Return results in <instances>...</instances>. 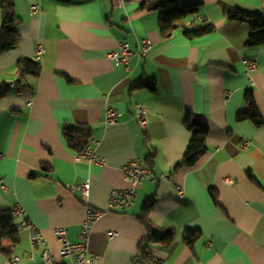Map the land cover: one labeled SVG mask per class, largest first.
<instances>
[{"label":"crops","instance_id":"1","mask_svg":"<svg viewBox=\"0 0 264 264\" xmlns=\"http://www.w3.org/2000/svg\"><path fill=\"white\" fill-rule=\"evenodd\" d=\"M147 1L115 9L110 0H14L21 41L0 57V212L21 206L65 263L55 230L66 228L68 241L79 244L87 209L106 212L111 192L129 187L124 166L154 156L153 179L141 184L134 206L95 222L88 248L99 264H141L147 232L138 218L151 199V221L175 233L169 246L151 245V255L167 264H264V126L238 119L252 90L264 120V45L247 47L250 23L229 21L223 12L228 6L264 16V0H180L200 3L199 13L180 21L168 39L158 12L143 7ZM3 16L0 0V32ZM203 25L214 32L187 37ZM143 39L153 48L130 70L108 59L119 42L136 50ZM39 45L46 51L40 61ZM24 58L40 63L41 72L23 76L18 93L9 84ZM244 60L257 70L248 74ZM139 83L153 88L134 89ZM108 106L120 113L113 127L103 123ZM137 106L148 112L145 131L134 118ZM189 114L208 126V150L194 167L174 172L191 140ZM69 125L84 129L82 140L99 142L94 149L103 166L77 162L80 150L64 135ZM86 183L88 196L71 190ZM188 230L200 232L192 247L184 242ZM3 246L21 264L42 263L44 248H32L27 230L18 244L6 239Z\"/></svg>","mask_w":264,"mask_h":264},{"label":"trees","instance_id":"2","mask_svg":"<svg viewBox=\"0 0 264 264\" xmlns=\"http://www.w3.org/2000/svg\"><path fill=\"white\" fill-rule=\"evenodd\" d=\"M60 4H69L71 0H55ZM127 2L133 0H126ZM201 4H185L180 0H148L143 7L159 14V32L164 39H168L178 29V23L188 17L195 16L199 13ZM1 8L3 10V26L0 32V57L7 51L17 47L21 41V36L17 31L19 19L15 14L14 0H1ZM223 12L229 21H246L251 25V33L246 43L247 47H255L264 45V16L262 14H250L248 12L223 7ZM214 32V28L209 25H203L195 31H187L186 35L190 39L203 37ZM16 69L19 74L38 76L41 72L40 63L31 59H21ZM149 88L153 86L149 84H137L134 89ZM5 94L0 93V98ZM245 104L249 107L248 111L241 113L238 117L240 121H250L257 127L264 126L254 98L252 90H248L245 94ZM185 126L191 133V140L182 160L175 166L174 172H178L184 167H194L200 159L207 153V137L209 136V128L207 125L199 121L195 116L188 115L185 120ZM84 129L78 126L69 125L64 129V135L69 145L77 150H82L89 142V139L82 140ZM81 138V139H80ZM90 138V137H89ZM154 156L148 158L145 165L151 169ZM152 171V170H151ZM155 199L149 200L141 216L138 220L145 228L147 237L141 243V262H145L152 256L149 247L151 245L163 244L169 246L175 237L173 230L154 224L150 215L153 211ZM19 233L12 210L0 212V253L4 257L10 255L9 249L3 246V241L8 239L13 245L19 243ZM200 237L198 230H188L184 237V242L192 247L195 241Z\"/></svg>","mask_w":264,"mask_h":264},{"label":"built area","instance_id":"3","mask_svg":"<svg viewBox=\"0 0 264 264\" xmlns=\"http://www.w3.org/2000/svg\"><path fill=\"white\" fill-rule=\"evenodd\" d=\"M115 9L124 8L126 0H110ZM40 10L39 6H34L32 11L37 13ZM153 46L148 39H143L138 44L136 50H132L128 43L121 41L118 47L108 54V59L115 63L116 66H125L130 70V63L134 60H144L149 57ZM46 51L44 47L39 45L36 49V58L38 61L42 59ZM247 73L250 74L257 70V63L253 61L244 60ZM10 89L17 90L21 93L25 89L24 77L18 74L9 84ZM120 113L112 106L106 108L104 125L106 127H113L119 123ZM137 124L145 131L149 128L148 112L143 106H137L134 116ZM99 142L90 139L88 144L80 150L76 155L77 162H87L88 164H97L103 166L105 164L104 158L97 154L94 149ZM249 144H246V148ZM2 156L0 155V158ZM124 180L129 185L126 189H115L111 192L106 212H100L92 209H87L86 218L82 224L81 242L79 244H71L68 241V231L66 228L61 227L55 230L57 240L60 242L59 257L65 263H59L57 258L53 255L51 250L47 247L42 235L37 230V227L28 219L25 210L21 206H17L12 210V215L16 219L22 218L23 220L16 224L18 230H27L30 232V242L32 248L42 246L44 248L42 253L41 264H99V258L92 254L88 248V239L91 234L92 228L97 220L107 213H125L130 210L135 203L138 195V189L144 181L152 180L153 174L150 168L145 165L143 160H134L129 162L123 168ZM162 179L166 180L164 176ZM232 183L231 179L227 180ZM4 189V188H3ZM90 184L86 183L80 186L71 187L72 191H80L84 196H88ZM177 197L183 199L185 192L181 186H177ZM114 234L110 233L112 237ZM33 259V254L29 255ZM137 260H140L137 258ZM0 264H21V258L16 255H10L0 261ZM141 264H167L166 259L157 256H151L149 260L141 262Z\"/></svg>","mask_w":264,"mask_h":264}]
</instances>
